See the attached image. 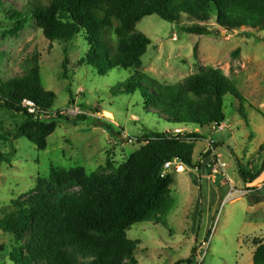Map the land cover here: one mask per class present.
Returning a JSON list of instances; mask_svg holds the SVG:
<instances>
[{
    "label": "rangeland",
    "instance_id": "obj_1",
    "mask_svg": "<svg viewBox=\"0 0 264 264\" xmlns=\"http://www.w3.org/2000/svg\"><path fill=\"white\" fill-rule=\"evenodd\" d=\"M2 1L0 78L21 76L32 56L39 54L42 86L56 95L54 113L68 117L84 114L105 124L72 126L62 121L48 138L45 151H39L26 138L3 142L7 158L0 166V220L18 212L30 198L37 180L49 178L52 169L83 167L88 174L110 173L106 170L107 160L119 168L144 146L141 137L145 133L185 128L202 135L193 157L194 163L202 166H184L177 172L180 164L172 162L166 170L173 180L175 205L167 225L142 223L128 232L129 239L140 242L135 253L137 262L175 264L190 258L198 247L196 263L253 264V241L264 238V212L255 210L249 196L235 200L239 194L229 193L246 188L240 166L251 171L262 160L259 147L264 144V31L246 28L226 32L214 17L209 23L211 34L198 35L185 30L194 24L186 16L179 23L148 16L137 24V30L152 41L143 65L137 70L113 69L102 77L90 66H78L89 49L80 35L68 43L50 42L31 20H25L23 31L9 34L16 21L14 12L22 8L25 0ZM238 49L241 53L236 56ZM66 58L69 65L65 76ZM201 66L221 69L239 93L240 99L231 95L225 98L223 130L170 123L158 113L147 111L141 90L133 95L112 92L136 72L147 76L146 84L155 81L176 85L199 73ZM241 100L250 118L248 125L240 114ZM22 121L19 114L0 110V133H15ZM106 124L113 125L114 130H108ZM208 141L215 143L216 155L224 166L219 174L210 170L213 167L207 169L209 160L202 156L209 149ZM247 151L251 154L248 159ZM257 195H264V190H257ZM15 246L13 235L0 229V264H15L10 255Z\"/></svg>",
    "mask_w": 264,
    "mask_h": 264
},
{
    "label": "trees",
    "instance_id": "obj_2",
    "mask_svg": "<svg viewBox=\"0 0 264 264\" xmlns=\"http://www.w3.org/2000/svg\"><path fill=\"white\" fill-rule=\"evenodd\" d=\"M2 8L4 2L0 0ZM154 15L171 23H179L186 16L194 23L185 29L191 34L210 35L209 23L214 17L226 32L246 28L264 31V0H25L14 12L16 21L9 34L23 31L25 20H31L50 42L68 43L80 35L89 49L78 66H90L103 77L113 69L137 70L143 65L152 41L137 30V24ZM240 53L239 49L235 52L236 56ZM68 65L66 58L65 76ZM146 77L136 72L112 92L133 95L141 90L147 111L185 127L222 126L226 96L240 99L234 83L218 68L201 66L199 73L176 85L155 81L146 84ZM24 100L35 105L36 115L23 107ZM55 101L56 95L42 86L39 54L32 56L21 76L0 78V110L23 119L15 133H0V166L7 158L3 142L26 138L39 151H45L48 138L62 121L72 126L105 124L84 114L68 117L54 113ZM240 114L248 123L242 100ZM106 125L114 130L113 125ZM178 129V134L175 130L145 133L141 137L144 146L119 168L107 160L110 173L88 174L83 167L56 168L49 178H39L20 210L0 220V229L15 240L11 260L15 264H138L135 253L140 242L129 239L128 232L142 223L167 225L175 205L172 177L166 171L163 175L165 165L178 162L192 169L202 166L193 159L201 133ZM213 147L216 149L215 143ZM259 153L262 160L254 171L240 166L245 184H260L264 144ZM202 156L209 160L207 169L218 158L210 150ZM255 239L253 264H264V238ZM197 249L192 250L190 258L175 264H196Z\"/></svg>",
    "mask_w": 264,
    "mask_h": 264
},
{
    "label": "built area",
    "instance_id": "obj_3",
    "mask_svg": "<svg viewBox=\"0 0 264 264\" xmlns=\"http://www.w3.org/2000/svg\"><path fill=\"white\" fill-rule=\"evenodd\" d=\"M23 107L24 108H26L28 111H29V113L30 114H32V115H36V113H37V109H36V107H35V105L33 104V103H31L30 101H28V100H24L23 101ZM223 126H216V127H214L213 129H220V130H223ZM175 134H178V133H180L181 132V129H175ZM209 149H208V151L210 150V151H213V153H214V155H216V153H215V149H214V147H213V142H209ZM217 156V155H216ZM218 157V156H217ZM210 167H213V169H212V172L214 173V174H219L220 173V171H222L223 170V168H224V166H223V164L220 162V160L217 158V160H216V162L214 163V164H210L209 165ZM172 167V163H167L166 165H165V167H164V173H163V175L165 176V174H166V170L167 169H169V168H171ZM180 168H181V166L179 165L178 167H177V172L178 171H180ZM237 193H239V194H241V195H243V196H245V195H247V191H242V192H239V191H237L236 189H232L231 191H230V193H229V195H234V194H237ZM206 245H207V242L205 243ZM196 264H201V261H200V263H196Z\"/></svg>",
    "mask_w": 264,
    "mask_h": 264
},
{
    "label": "crops",
    "instance_id": "obj_4",
    "mask_svg": "<svg viewBox=\"0 0 264 264\" xmlns=\"http://www.w3.org/2000/svg\"><path fill=\"white\" fill-rule=\"evenodd\" d=\"M246 116H247V119H248V123L250 122V118L248 116V114L246 113ZM247 123V125H248ZM253 134V133H251ZM251 134L249 136V139L251 140ZM254 135V134H253ZM254 138H255V135H254ZM209 142V141H208ZM263 145V144H262ZM259 147V151H260V148L261 146ZM248 155V157H245L246 159H248L251 154H250V151H247L246 153ZM255 163H256V160H255ZM260 163V162H259ZM250 164V163H249ZM251 165V164H250ZM258 167V165L256 166L255 164L251 167V171H254L256 168ZM182 168H184V166H182ZM264 177V174L262 175V177L260 179H262ZM264 183H261V184H257L256 182L254 184H246L245 185V189L239 191V192H242V191H247V195L245 196H249L250 197V200H251V205L255 208L256 211H263L264 212V195H257V190H260L262 189V191L264 190V187L262 188ZM253 185H256L255 188H253ZM259 188V189H258ZM238 191V190H237ZM256 192V194H255ZM239 194V193H237ZM241 194H239V197H236L235 200H240L242 197H245Z\"/></svg>",
    "mask_w": 264,
    "mask_h": 264
},
{
    "label": "water",
    "instance_id": "obj_5",
    "mask_svg": "<svg viewBox=\"0 0 264 264\" xmlns=\"http://www.w3.org/2000/svg\"><path fill=\"white\" fill-rule=\"evenodd\" d=\"M225 34V33H224ZM188 169H192V167L186 166Z\"/></svg>",
    "mask_w": 264,
    "mask_h": 264
},
{
    "label": "bare ground",
    "instance_id": "obj_6",
    "mask_svg": "<svg viewBox=\"0 0 264 264\" xmlns=\"http://www.w3.org/2000/svg\"><path fill=\"white\" fill-rule=\"evenodd\" d=\"M180 169H183L182 167Z\"/></svg>",
    "mask_w": 264,
    "mask_h": 264
},
{
    "label": "clouds",
    "instance_id": "obj_7",
    "mask_svg": "<svg viewBox=\"0 0 264 264\" xmlns=\"http://www.w3.org/2000/svg\"><path fill=\"white\" fill-rule=\"evenodd\" d=\"M215 153H216V151H215ZM182 167V166H181Z\"/></svg>",
    "mask_w": 264,
    "mask_h": 264
}]
</instances>
